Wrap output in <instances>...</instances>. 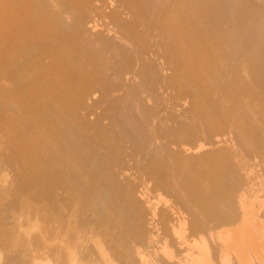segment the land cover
I'll use <instances>...</instances> for the list:
<instances>
[{
  "label": "bare ground",
  "instance_id": "1",
  "mask_svg": "<svg viewBox=\"0 0 264 264\" xmlns=\"http://www.w3.org/2000/svg\"><path fill=\"white\" fill-rule=\"evenodd\" d=\"M112 1L0 0V264H264V0Z\"/></svg>",
  "mask_w": 264,
  "mask_h": 264
},
{
  "label": "rangeland",
  "instance_id": "2",
  "mask_svg": "<svg viewBox=\"0 0 264 264\" xmlns=\"http://www.w3.org/2000/svg\"><path fill=\"white\" fill-rule=\"evenodd\" d=\"M101 2H98V4L96 3V5H97V7H99L98 8V10L96 11L97 13H99V14H105V15H107V13H109L111 10H113V8L115 7V4H114V1H112V0H100ZM113 3H112V2ZM112 4H111V3ZM262 4V3H261ZM117 6V5H116ZM254 6H255V4H254ZM101 12V13H100ZM104 15V16H105ZM123 16L121 17V19L122 20H128V17H126L125 16V14H122ZM108 20V18H100L99 19V21H98V26L96 27L97 29H95L94 28V30H96V31H93V30H90V27H88L89 28V30L90 31H93V32H98V31H100L103 35H105V36H108V37H113V36H115L117 33H111V32H115L114 30H112L111 29V25H110V23H109V20ZM109 25V26H108ZM111 26V27H110ZM110 27V28H109ZM91 29H93V28H91ZM110 29V30H109ZM140 30V29H139ZM142 30V29H141ZM108 31H109V33H108ZM150 32V31H149ZM111 33V35H109ZM152 33V34H151ZM151 33H149L150 34V36L148 35V41H149V45H151V47H150V51H149V56L148 55H145L144 56V58H142V61H143V63L145 62V63H147V62H153V63H155L156 65H159V67L161 66V68H162V70H164V71H162V72H160V69L158 70V68L157 69H155L154 68V70L156 71L155 72V74H154V78L158 81V84H157V95L160 97V99H165V101L163 100V103H162V100H161V103L163 104H160L159 105V109L158 110H160L161 112L159 113V118H162V120H164V118L166 119V116H169L170 118H174V119H170V121H172L173 123H171L169 120L167 121V126H172V124H174L175 125V123L176 122H174V121H176L177 119V121L179 122V121H186L187 123L188 122H190V120H189V117H188V113H187V110L189 109V106H191L190 104H191V99L189 98L190 96H188V94L185 96V94L186 93H184V96L181 94V97H180V94H179V90L177 89V83H175L174 82V64L173 63H175L174 61H172V60H175L174 58L172 59V57H170V59L169 58H167V57H169L167 54H166V56H163L164 54H165V52L163 51V47L161 46V44H162V40L160 41L159 40V38L160 39H162L161 38V34H160V32L158 31V30H151ZM113 35V36H112ZM152 37V38H151ZM115 40L117 39V38H114ZM160 44H159V43ZM154 44V45H153ZM160 47H159V46ZM163 51V52H162ZM159 52V53H158ZM164 53V54H163ZM161 54V55H160ZM159 55V56H158ZM160 56H163V57H160ZM140 58V59H141ZM151 58V59H150ZM146 60V61H145ZM166 60V61H165ZM238 64V65H237ZM236 65L240 68V66H239V63H236ZM235 65V66H236ZM163 66V67H162ZM165 67V68H164ZM234 67V66H233ZM234 69H235V67H234ZM241 69H239V71H240ZM244 70V69H243ZM172 71H173V74H172ZM239 71H237L238 73H239ZM242 71V70H241ZM240 71V72H241ZM238 73H237V75H238ZM240 74H242V72L240 73ZM239 74V76L238 77H240V79H242V76H243V79H245L244 78V75L242 74V75H240ZM169 75V76H168ZM173 75V76H172ZM159 76V77H158ZM130 77V76H129ZM128 77V78H129ZM128 78H126V79H124L125 81L127 80L128 81ZM225 80H229V77H226L225 76ZM160 79V80H159ZM172 79V80H171ZM243 79H242V82H243V84L245 83V82H247V80L245 79V82L243 81ZM132 80V79H131ZM130 80V78H129V82H133V81H131ZM134 80V79H133ZM136 80V79H135ZM134 80V83H132V84H134V85H136L137 84V80L135 81ZM123 82V84H127V85H132V84H128V82ZM241 81V80H240ZM134 85H132V86H134ZM161 86V87H160ZM176 86V87H175ZM129 87V86H128ZM159 88H160V90H159ZM174 88V89H173ZM164 89V90H163ZM176 89H177V91H176ZM182 91H180V93H181ZM178 93V94H177ZM115 94V93H114ZM119 94V95H118ZM121 92L120 93H116V95H114V97L113 98H117V97H120L121 95ZM98 95V93H96L94 96H92V97H95V96H97ZM92 97H90L91 99H95V98H92ZM184 97V98H183ZM169 98V99H168ZM108 99H111L110 97H106V99L104 98L102 101H104V103H105V100H106V102L108 101ZM174 99V100H173ZM181 100V101H180ZM170 101V102H169ZM173 102V103H172ZM88 104L90 103V100L87 102ZM149 104H151V103H149ZM188 104V105H187ZM188 108V109H187ZM178 110V111H177ZM186 111L185 113H187V119L185 118V116L183 117V115H184V113H183V111ZM190 110V109H189ZM188 110V111H189ZM97 111V110H96ZM96 111H94V113H92L91 115H93L94 117H95V115L94 114H98V112H100L99 110H98V112H96ZM182 111V113H180ZM182 115V117L180 116V114ZM179 114V115H178ZM90 115V114H89ZM179 117H178V116ZM3 116H6V114H4ZM90 118H88V119H90V120H93L92 119V117L91 116H89ZM164 117V118H163ZM186 122H185V124H186ZM184 123V122H183ZM173 125V126H174ZM230 138H231V141H230ZM234 138V135H229L228 136V134L226 133V134H223L222 136L221 135H218L217 137L215 136L214 138H213V140H212V138H211V142H213V143H211V146L210 147H220V148H223L222 146H225V145H229V142L230 143H234V141L233 140H235V139H233ZM1 140H3V139H1ZM1 140H0V142H1ZM216 140V141H215ZM221 140H223V141H221ZM228 140V141H227ZM225 141V142H224ZM162 143H164V141L162 142ZM225 143V144H224ZM1 145V147L2 148H4V143H0ZM3 144V145H2ZM170 147H173V146H171L170 145ZM207 147L209 148V146L207 145ZM207 147H205V149L204 150H206V149H208ZM2 148H0V152H1V150H2ZM174 149H175V147H174ZM176 150V149H175ZM190 152L192 153L193 151H191L190 150ZM189 151L187 152V153H190ZM194 153V152H193ZM249 158H250V160H249ZM0 159H2L1 157H0ZM258 159V160H257ZM247 160H248V164H252L251 166H253L252 167V169H254V171H252V174H256L257 175V173L259 174V175H257V176H259L260 177V175H261V178H264V163H262V161H261V159H259V158H255V160L256 161H254V158H252L251 159V157H248L247 158ZM256 164V165H255ZM262 173V174H261ZM252 174H251V176H252ZM10 175H12V174H10ZM9 175V176H10ZM254 176V175H253ZM260 178V179H261ZM8 179V178H7ZM258 181V180H257ZM256 181V182H257ZM262 181H264V179H262ZM254 188V187H253ZM255 189H257L256 187H255ZM259 196H260V198H262V197H264V194H259ZM150 197H152L151 196V194H150ZM262 199H264V198H262ZM163 208L162 206H159V208ZM262 213H264V211H261V213L260 214H262ZM168 240H169V242H171V243H173L174 244V242L173 241H175L174 239H169L168 238ZM167 240V241H168ZM176 247V246H175ZM177 248V247H176Z\"/></svg>",
  "mask_w": 264,
  "mask_h": 264
}]
</instances>
